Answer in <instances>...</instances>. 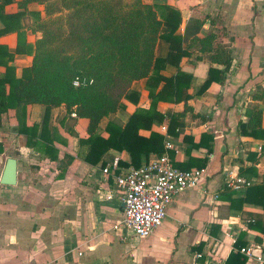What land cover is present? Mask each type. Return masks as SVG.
I'll return each mask as SVG.
<instances>
[{"label": "crops", "instance_id": "obj_1", "mask_svg": "<svg viewBox=\"0 0 264 264\" xmlns=\"http://www.w3.org/2000/svg\"><path fill=\"white\" fill-rule=\"evenodd\" d=\"M19 1L6 7L7 12H18ZM145 3L169 5L181 12L182 23L176 35L182 37L183 49L191 54L183 59L181 68L193 75L189 89L192 99L180 104L159 103L158 110L167 119L162 124L155 123L153 129L165 136V146L171 144L168 154L174 153V162L179 165L187 164L191 158H205L206 149L192 145L198 144L203 134L212 133L214 151L209 156L204 179L199 187L190 188L174 199L167 218L152 236L145 240L131 236L126 243L122 242L121 235L125 233L115 227L123 221L124 203L112 179L107 180L102 171L116 159L121 166L132 167L128 152L112 149L96 165L85 162L88 149L80 144V138H89V120L72 116L75 123L69 121L66 107L61 106L51 110L48 123L50 140L59 157V161H51L49 156L24 145L16 110L10 109L3 115L0 129V144L4 147L0 154V180L7 159L15 156L9 153L11 147L21 156L16 158L17 185L0 183V264H224L241 231L246 232L247 245H264L263 231L249 229L246 221L249 215L264 219V208L254 203L244 204L243 210L232 207V201L242 198L246 187L234 190L227 182L230 173L244 178L248 186L264 182V139L239 134V123L249 121L247 111L255 103L263 110L264 128V99L253 101L264 88V0H145ZM13 7L17 9L9 11ZM43 9L38 4L29 5L30 11ZM26 33L35 36L29 30ZM210 34L216 36V41L208 52L199 39ZM0 44L15 54L12 65L20 78L23 70L32 65L33 54H16L17 33L0 38ZM31 46L35 48V41ZM169 52L170 45L158 40L156 57L166 58ZM217 52L230 53L232 66L222 76V82L217 74V82L198 94L211 68L225 70L224 65L212 60ZM4 72L5 68L0 67V77ZM177 72L175 66L168 65L162 74L171 77ZM146 85L147 79L133 83L132 90L140 94L138 105L124 99L125 108L101 122L103 137H107L105 128L110 121L119 119L126 123L138 107H150ZM45 111L44 106L29 105L27 125H39L41 133ZM182 111L187 113L184 126L178 129L179 136H169V117ZM68 122L78 137L66 130L64 124ZM150 133L140 132L145 137ZM185 136L192 137L194 142L185 141ZM66 154L74 160L64 168L61 161ZM24 160L27 162L22 170ZM142 162L149 163H145V158ZM251 167L256 168L257 175L240 174L241 168ZM110 194L113 199H108Z\"/></svg>", "mask_w": 264, "mask_h": 264}, {"label": "trees", "instance_id": "obj_2", "mask_svg": "<svg viewBox=\"0 0 264 264\" xmlns=\"http://www.w3.org/2000/svg\"><path fill=\"white\" fill-rule=\"evenodd\" d=\"M17 0H0V38L18 34L16 54H33L32 65L17 77L12 65L15 54L8 46L0 44V67L5 72L0 77V129L3 115L10 109L16 110L19 134L25 137L24 145L35 148L49 156L51 161H59L58 150L53 146L48 133L51 110L65 106L69 121L75 112L78 118L89 120L88 139L80 138V144L87 146L84 161L96 165L109 150L126 151L131 156L132 166L140 168L144 163L162 157L167 149L165 136L154 130L155 123H164L167 117L158 110L159 103L180 104L192 99L189 93L193 75L181 68L183 59L191 54L183 49L181 36L176 35L182 14L169 5H151L145 0H21L19 11L10 13L6 7ZM30 4L43 6V10L30 11ZM35 36V48L26 42V31ZM170 45L166 58L156 57L158 40ZM206 51H212L216 36L210 34L199 39ZM212 60L225 66L224 71L211 68L209 78L198 94L204 93L232 66L230 53L217 52ZM173 65L178 72L171 77L162 72ZM222 76L223 79H222ZM147 79V90L151 105L148 109L138 107L123 123L119 119L110 121L103 137L101 122L125 108L124 99L138 105L140 94L132 90L135 81ZM79 80L80 86H74ZM217 82V81H216ZM162 87L160 88V86ZM264 99V88L253 97V101ZM41 105L46 108L41 133L39 125H27V107ZM187 111L175 112L169 117V136L178 137V129L184 126ZM249 121L239 123V134L243 137L264 139L262 126L263 110L256 103L248 108ZM66 130L77 136L72 126L64 124ZM150 131V136L140 134ZM214 135L210 132L201 137L196 149H206V157L193 159L185 165L174 162L173 166L182 170L206 168L209 156L214 151ZM187 142H194L185 136ZM4 147L0 144V154ZM256 157V154H252ZM74 157L66 154L61 166L67 168ZM151 160V161H152ZM123 167V166H122ZM241 175H257L255 167L240 169ZM254 203L264 208V182L246 186L244 195L232 201V207L243 210L244 204ZM238 204V205H237ZM249 215L248 228L263 231L264 219ZM245 231H241L224 264H246L241 253L246 247ZM258 239V237H257Z\"/></svg>", "mask_w": 264, "mask_h": 264}, {"label": "built area", "instance_id": "obj_3", "mask_svg": "<svg viewBox=\"0 0 264 264\" xmlns=\"http://www.w3.org/2000/svg\"><path fill=\"white\" fill-rule=\"evenodd\" d=\"M80 83L76 80L74 86L79 87ZM72 116L76 118L77 114L73 112ZM163 130L167 132L166 127ZM171 148V144L166 143L167 151L162 157L140 168L122 167L116 159L103 169L104 176L107 180L112 179L124 203L123 221L115 229L124 231L125 236L148 239L167 218L168 208L174 199L190 188L199 187L204 179L205 168L181 170L174 167L168 154ZM227 182L234 190L249 185L244 178L232 173L228 175ZM113 198V194L108 196V199ZM241 253L247 259L246 264H264V245H246Z\"/></svg>", "mask_w": 264, "mask_h": 264}, {"label": "water", "instance_id": "obj_4", "mask_svg": "<svg viewBox=\"0 0 264 264\" xmlns=\"http://www.w3.org/2000/svg\"><path fill=\"white\" fill-rule=\"evenodd\" d=\"M0 183L5 186H16L18 183V160L15 157L7 159Z\"/></svg>", "mask_w": 264, "mask_h": 264}, {"label": "rangeland", "instance_id": "obj_5", "mask_svg": "<svg viewBox=\"0 0 264 264\" xmlns=\"http://www.w3.org/2000/svg\"><path fill=\"white\" fill-rule=\"evenodd\" d=\"M17 9V7L15 8V7H13V9H9V11H12V10H16ZM27 34V33H26ZM26 37L28 38V39H26V42L28 43V44H31V45H33L34 44V41H35V37L36 36H32V34L31 33H28V35H26ZM29 40V41H28ZM9 153L10 154H12V155H15L14 157L15 158H19L20 156H21V154L19 153V152H17V150L15 149V148H13V147H11V149H10V151H9ZM26 160H24V161H22V166H21V169L22 170H24V168H25V166H26ZM117 192V194L120 196L121 194L118 192V191H116ZM129 237H131L130 235H128V236H125L124 234L123 235H121V240H122V242H125L126 243V241H128V239H129Z\"/></svg>", "mask_w": 264, "mask_h": 264}]
</instances>
